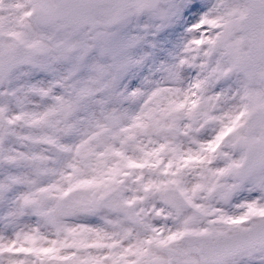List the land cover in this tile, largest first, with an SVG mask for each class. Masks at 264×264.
<instances>
[{
  "label": "snow or ice",
  "instance_id": "1",
  "mask_svg": "<svg viewBox=\"0 0 264 264\" xmlns=\"http://www.w3.org/2000/svg\"><path fill=\"white\" fill-rule=\"evenodd\" d=\"M0 264H264V0H0Z\"/></svg>",
  "mask_w": 264,
  "mask_h": 264
}]
</instances>
